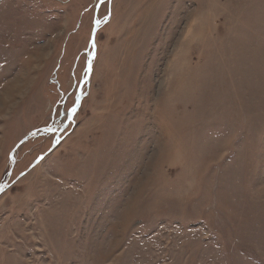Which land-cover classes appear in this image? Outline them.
<instances>
[{
  "label": "rangeland",
  "instance_id": "374dc122",
  "mask_svg": "<svg viewBox=\"0 0 264 264\" xmlns=\"http://www.w3.org/2000/svg\"><path fill=\"white\" fill-rule=\"evenodd\" d=\"M0 186V264H264V0H0Z\"/></svg>",
  "mask_w": 264,
  "mask_h": 264
},
{
  "label": "snow or ice",
  "instance_id": "6c2138e0",
  "mask_svg": "<svg viewBox=\"0 0 264 264\" xmlns=\"http://www.w3.org/2000/svg\"><path fill=\"white\" fill-rule=\"evenodd\" d=\"M101 3H103V0H101ZM105 19H107V17H105ZM96 23H99V21H97ZM90 43H93L92 41H90ZM95 45H94V43H93V47H94ZM70 111H74V107H73V109H71ZM0 187H2V186H0Z\"/></svg>",
  "mask_w": 264,
  "mask_h": 264
},
{
  "label": "water",
  "instance_id": "95a60500",
  "mask_svg": "<svg viewBox=\"0 0 264 264\" xmlns=\"http://www.w3.org/2000/svg\"><path fill=\"white\" fill-rule=\"evenodd\" d=\"M37 161H38V159H37L36 161H34V162L31 164V166L34 165Z\"/></svg>",
  "mask_w": 264,
  "mask_h": 264
},
{
  "label": "bare ground",
  "instance_id": "6f19581e",
  "mask_svg": "<svg viewBox=\"0 0 264 264\" xmlns=\"http://www.w3.org/2000/svg\"><path fill=\"white\" fill-rule=\"evenodd\" d=\"M97 25H98V23H96ZM97 28H98V26H97Z\"/></svg>",
  "mask_w": 264,
  "mask_h": 264
}]
</instances>
